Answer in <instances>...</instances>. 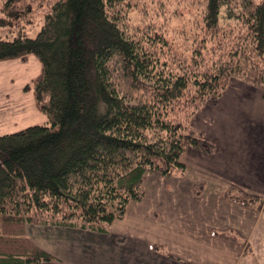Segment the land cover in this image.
<instances>
[{"label":"trees","instance_id":"1","mask_svg":"<svg viewBox=\"0 0 264 264\" xmlns=\"http://www.w3.org/2000/svg\"><path fill=\"white\" fill-rule=\"evenodd\" d=\"M147 2L164 14L163 0H0V28L17 32L0 37V61L39 60L32 86L50 123L0 135V264H66L27 226L106 232L142 200L146 170L183 174L188 147L213 151L187 127L233 75L264 87V0H186L199 12L181 48L167 39V21L151 20ZM134 6L142 25L129 17ZM39 12L31 38L26 28ZM195 191L200 197L203 185ZM225 196L264 212V198L235 187Z\"/></svg>","mask_w":264,"mask_h":264},{"label":"crops","instance_id":"2","mask_svg":"<svg viewBox=\"0 0 264 264\" xmlns=\"http://www.w3.org/2000/svg\"><path fill=\"white\" fill-rule=\"evenodd\" d=\"M187 132L205 140L213 151L204 154L188 147L181 156L183 174L162 176L146 170L142 200L129 202L123 218L106 226V232L30 225L62 230L59 235L68 259L35 242L66 264H80L71 251L86 250L81 239L88 237L101 253L96 264H244L245 260L264 264V212L225 196L235 187L264 198V87L233 75L218 101L205 103L194 114ZM199 184L200 197L195 191ZM213 231L233 232L239 240L215 237ZM70 232L81 239H70ZM117 236L125 239L117 241ZM255 256L262 263L255 262Z\"/></svg>","mask_w":264,"mask_h":264},{"label":"rangeland","instance_id":"3","mask_svg":"<svg viewBox=\"0 0 264 264\" xmlns=\"http://www.w3.org/2000/svg\"><path fill=\"white\" fill-rule=\"evenodd\" d=\"M165 3L164 14L157 15L152 10L153 3H145L150 10L151 20L156 23L165 20L167 25L166 37L174 47H184L191 39L187 38L193 32V19L198 16V10L195 7H188L186 0H163ZM140 6V5H139ZM138 7L134 6L129 10V17L134 24L142 25L145 20L140 16ZM43 23L42 13H38L33 25L26 28L29 37H35ZM16 30H10L6 27L0 28V37L2 39H12L16 36ZM41 63L34 56H29L26 62L20 60L0 61V135L19 131L32 125H49L48 118L36 105L34 88L32 80L40 73ZM210 103V102H206ZM233 201V200H231ZM235 202V201H234ZM237 203V202H236ZM239 204V203H238ZM252 210V209H251ZM28 235L40 244L42 247L56 252L58 255L68 259V253L64 248L59 231L43 230L38 227L27 226ZM69 234V233H68ZM70 239L79 237L75 232H70ZM90 237L81 239L88 247L85 250H72L71 254L76 260H81L80 264L98 263L101 253L94 250L95 241H90ZM75 246L77 242L71 241ZM254 242L252 243V253H254ZM255 254V253H254ZM71 257V260H74ZM252 260H245L244 264H250ZM254 261L262 263L258 256Z\"/></svg>","mask_w":264,"mask_h":264}]
</instances>
